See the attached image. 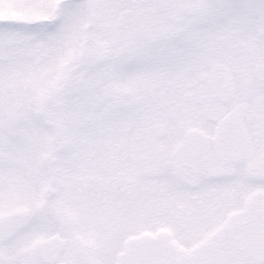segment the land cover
Here are the masks:
<instances>
[{
    "label": "snow or ice",
    "instance_id": "obj_1",
    "mask_svg": "<svg viewBox=\"0 0 264 264\" xmlns=\"http://www.w3.org/2000/svg\"><path fill=\"white\" fill-rule=\"evenodd\" d=\"M0 264H264V0H0Z\"/></svg>",
    "mask_w": 264,
    "mask_h": 264
}]
</instances>
